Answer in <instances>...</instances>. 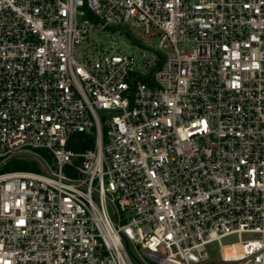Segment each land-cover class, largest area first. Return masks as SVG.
I'll return each mask as SVG.
<instances>
[{
	"label": "built area",
	"instance_id": "2783aa9c",
	"mask_svg": "<svg viewBox=\"0 0 264 264\" xmlns=\"http://www.w3.org/2000/svg\"><path fill=\"white\" fill-rule=\"evenodd\" d=\"M129 23L172 52L93 37ZM24 152L42 171L3 170ZM131 243L264 264V0H0V264H135Z\"/></svg>",
	"mask_w": 264,
	"mask_h": 264
},
{
	"label": "rangeland",
	"instance_id": "374dc122",
	"mask_svg": "<svg viewBox=\"0 0 264 264\" xmlns=\"http://www.w3.org/2000/svg\"><path fill=\"white\" fill-rule=\"evenodd\" d=\"M95 40H99L103 48L113 49L114 51H121L124 53H136L139 57L145 55L148 59H153L159 52L163 55H168L172 52L171 46H166L164 49L159 47L160 37L149 36L144 33L141 26H135L133 24H116L111 28L103 30L99 33H94ZM180 47H184V44H180ZM31 153L37 154L50 169H55V160L45 149H29L25 150ZM24 152L11 158L3 170H15V169H29L42 171L38 162L35 160L31 153ZM68 171V168H65ZM97 200V196H94ZM237 238L231 237L225 239L224 242L235 241ZM208 249L211 252V256L214 260L218 259L220 255L219 245L217 242L208 245ZM131 250H134L132 259L135 264H159L156 261L148 258L142 253L141 246H137L131 243Z\"/></svg>",
	"mask_w": 264,
	"mask_h": 264
}]
</instances>
